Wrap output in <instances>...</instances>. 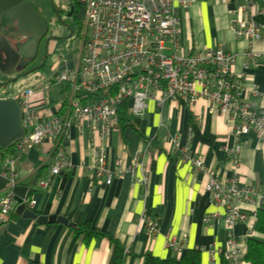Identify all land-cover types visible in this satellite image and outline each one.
<instances>
[{
    "label": "crops",
    "instance_id": "1",
    "mask_svg": "<svg viewBox=\"0 0 264 264\" xmlns=\"http://www.w3.org/2000/svg\"><path fill=\"white\" fill-rule=\"evenodd\" d=\"M256 3L264 8V0ZM233 7L234 3L228 0H196L187 8L178 9L181 41L198 49L222 43L235 55L233 69L242 75L244 87L256 85L259 91L255 96L245 94L243 99L264 110V58L254 62L245 55L248 41L236 37L231 29ZM255 19L264 22L262 15ZM254 48L262 51V40L256 41ZM74 59L75 56L64 57L57 67L58 60L54 76L71 66ZM11 77L0 79L7 81L0 86V97H11L7 86ZM41 97L42 93L35 94L30 100ZM42 99L45 109L61 111L62 107H55L62 105L61 94L54 104ZM146 104L141 116H133L144 138L131 126H118L106 140V167L112 173L109 184L104 177L94 176L89 131L86 127L80 130L76 124L70 125L62 139L72 162L69 170L51 173L52 159L45 143L0 154V172L10 165L8 159L13 160L17 185L27 188V198L35 201L32 209L37 215L66 216L74 223H38L15 213L16 204L11 211L13 216L0 225V264H109L111 239L118 241L126 254L122 264H142L145 253L160 258L171 255L166 243L170 237L180 243L182 251L199 249L200 264H233L224 262L222 256L230 236L240 242L243 252L247 238L264 241V235L253 230L254 220L250 217L231 231L221 217L204 221L206 215L217 209L222 212L223 208L216 206L204 189L208 173L195 171L179 152L180 147H186L191 154L201 156L206 168L220 179L236 174L240 184L264 188V144L252 131L236 141L226 116L217 111L206 112L208 102L204 98L193 103L165 100L161 105L148 99ZM200 111L204 113L203 122L191 130L194 116ZM173 137L179 142L178 147L171 142ZM237 142L239 149L235 152ZM137 151H141L147 173L145 186L137 181L141 176L139 168L132 169ZM234 156L237 163L232 161ZM6 185V177L0 174V196ZM241 207L247 214L252 208L248 203ZM144 210L157 220L154 234H148L142 224ZM79 226L98 233H78L75 228ZM240 264L250 263L242 259Z\"/></svg>",
    "mask_w": 264,
    "mask_h": 264
},
{
    "label": "built area",
    "instance_id": "2",
    "mask_svg": "<svg viewBox=\"0 0 264 264\" xmlns=\"http://www.w3.org/2000/svg\"><path fill=\"white\" fill-rule=\"evenodd\" d=\"M84 7L82 34L78 42L74 63L66 66L57 76L66 84L64 103L57 110L45 109L43 97L34 101L30 97L43 93L45 88L31 87L11 94L20 108L23 135L15 140L18 150L32 145L46 144V153L52 159L50 171L57 174L69 170L72 162L67 156L62 139L71 124L89 131L92 151V170L95 177H104L106 184L112 179L106 167L107 145L111 132L118 128L117 107L127 102L131 116H141L148 99L159 105L165 100L193 103L199 98L208 102L206 112H220L232 127L235 140L252 131L264 144V110L243 99L247 94H259L256 85L244 87L242 75L234 72L235 55L222 43L204 48H193L181 41L182 27L177 14L196 0H79ZM234 3L231 29L236 37L245 38L249 45L245 55L256 62L264 58L254 43L262 40L264 22L255 19L264 16V8L256 0H228ZM59 107V108H58ZM203 111L194 116L193 125L203 122ZM193 128L191 127V130ZM171 142L178 147L175 137ZM237 142L235 152L239 149ZM180 157L198 172L208 173L204 189L218 209L204 217V221L221 217L228 228L247 219L255 220L257 210L264 205V188L240 184L235 174L230 179H220L209 171L199 155L180 147ZM232 161L237 163V157ZM0 172L7 179L6 189L0 196V225L4 224L16 204L24 202L32 208L33 199H18L12 187L17 184L11 166ZM141 151L133 156L132 169L139 168L137 181L146 185L147 173ZM242 203L252 206L247 214ZM254 223V222H253ZM142 224L148 234L157 230L156 218L147 211L142 213ZM253 228V224H252ZM167 247L181 253L180 243L170 237ZM240 242L230 236L222 251L225 260L240 264L243 258Z\"/></svg>",
    "mask_w": 264,
    "mask_h": 264
},
{
    "label": "water",
    "instance_id": "3",
    "mask_svg": "<svg viewBox=\"0 0 264 264\" xmlns=\"http://www.w3.org/2000/svg\"><path fill=\"white\" fill-rule=\"evenodd\" d=\"M14 24L17 28L15 31ZM47 30L46 19L31 0H0V79L22 70L35 58L38 44ZM16 37H21L23 41H17L11 47L7 38ZM29 71L31 70L24 73ZM6 83L7 81H1L0 86ZM23 132L17 101L12 97H0V147H7L21 137ZM12 191L20 199H27L25 186L16 184ZM15 213L35 219L38 223L57 221L74 225L66 216L37 215L24 202L16 205Z\"/></svg>",
    "mask_w": 264,
    "mask_h": 264
},
{
    "label": "trees",
    "instance_id": "4",
    "mask_svg": "<svg viewBox=\"0 0 264 264\" xmlns=\"http://www.w3.org/2000/svg\"><path fill=\"white\" fill-rule=\"evenodd\" d=\"M76 3V0H74L75 8ZM77 22L78 27L76 32H78L79 30L80 21L78 20ZM60 87V94L64 103V94L67 89V85L60 84ZM127 112V102L123 101L117 107L118 125L120 126V128L131 126L133 129L136 130V132H138V135L141 138H144V135L136 125L138 120ZM191 127H194L193 123ZM6 150H11L14 153L17 152L18 149L15 146V141L5 148L0 147V154H3V152ZM12 216L13 214L10 213L9 218ZM75 229L76 232H83L85 233V235L98 233L94 232L93 230H89L83 226L76 227ZM253 230L258 234L264 235V205L257 210L256 217L253 223ZM111 242L113 244V250L109 264H122L124 262L126 254L122 246L118 243V241L111 239ZM171 252V255H168L164 258L154 256L150 253H145L143 255L142 264H200V250L197 248L185 249L181 253H177L172 250ZM242 259L249 262L250 264H264V241L253 237L247 238ZM223 261L226 262L225 259Z\"/></svg>",
    "mask_w": 264,
    "mask_h": 264
},
{
    "label": "rangeland",
    "instance_id": "5",
    "mask_svg": "<svg viewBox=\"0 0 264 264\" xmlns=\"http://www.w3.org/2000/svg\"><path fill=\"white\" fill-rule=\"evenodd\" d=\"M36 2L39 7L44 11L48 12V5L51 3H60V0H32ZM76 17L78 20H80L79 23V30L76 32V36L72 40H59V44L56 48V58L60 55L59 63L57 64V67L59 64L63 61L64 57H72L75 56L80 37L82 34V21L84 19V7L83 4L78 1L76 3ZM54 22V21H53ZM55 27V26H54ZM55 56L52 57V60L47 61L46 65L33 69L27 73L22 74H13L11 78H9L8 82V89L11 91V93L18 94L24 91L26 88L31 87H41L43 88L46 84L50 82V85L45 88L43 91V97L45 101H50L51 103H57L60 100V83L58 82L56 76H54L55 70L57 68L54 67ZM38 63V60L35 59L32 62V66L36 65ZM52 64V65H51ZM73 64V63H72Z\"/></svg>",
    "mask_w": 264,
    "mask_h": 264
},
{
    "label": "flooded vegetation",
    "instance_id": "6",
    "mask_svg": "<svg viewBox=\"0 0 264 264\" xmlns=\"http://www.w3.org/2000/svg\"><path fill=\"white\" fill-rule=\"evenodd\" d=\"M76 2H78V0H76ZM33 4L46 19L48 30L38 44L35 58L16 74H22L26 70H33L46 65L47 61L52 60V57L55 56L59 40H72L76 36L78 19L76 17L74 0H60L59 4L50 2L47 7L49 9L47 13L39 8L34 2ZM13 28V31L17 29L15 24L13 25ZM7 39L11 47H14V44L17 41H23L21 37ZM60 57V55L57 58L55 56V60H53L52 63H56ZM35 59L38 60V63L32 66L31 64Z\"/></svg>",
    "mask_w": 264,
    "mask_h": 264
}]
</instances>
